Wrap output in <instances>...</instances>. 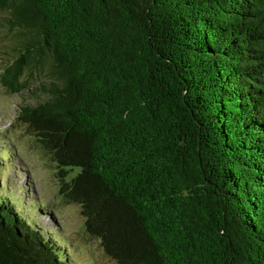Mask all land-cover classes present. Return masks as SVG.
<instances>
[{
	"label": "trees",
	"instance_id": "1",
	"mask_svg": "<svg viewBox=\"0 0 264 264\" xmlns=\"http://www.w3.org/2000/svg\"><path fill=\"white\" fill-rule=\"evenodd\" d=\"M3 11L17 43L1 83L22 93L44 80L18 119L107 256L264 264V0H0ZM12 189L0 185V264H74L62 231L35 218L49 205Z\"/></svg>",
	"mask_w": 264,
	"mask_h": 264
},
{
	"label": "rangeland",
	"instance_id": "2",
	"mask_svg": "<svg viewBox=\"0 0 264 264\" xmlns=\"http://www.w3.org/2000/svg\"><path fill=\"white\" fill-rule=\"evenodd\" d=\"M7 17L8 12H0V73L13 58L12 49L17 43ZM43 82L33 74L22 93H12L0 80V166L3 167L0 185L11 184V192L25 198L28 207L35 206L33 201L49 205L45 212L37 210L35 218L45 229L62 231L71 243L74 264H116L104 253L99 241L86 232L80 206L63 200L50 155L18 119L20 104L42 100L44 95L39 86ZM7 150L12 153L11 161L3 155Z\"/></svg>",
	"mask_w": 264,
	"mask_h": 264
}]
</instances>
